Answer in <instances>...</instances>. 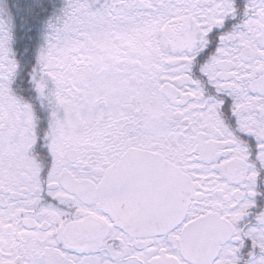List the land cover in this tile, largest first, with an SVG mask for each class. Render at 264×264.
<instances>
[{"label": "snow or ice", "instance_id": "obj_1", "mask_svg": "<svg viewBox=\"0 0 264 264\" xmlns=\"http://www.w3.org/2000/svg\"><path fill=\"white\" fill-rule=\"evenodd\" d=\"M0 264H264V0H0Z\"/></svg>", "mask_w": 264, "mask_h": 264}]
</instances>
